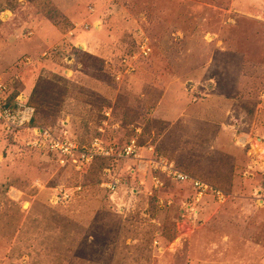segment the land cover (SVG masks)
<instances>
[{"label": "rangeland", "instance_id": "374dc122", "mask_svg": "<svg viewBox=\"0 0 264 264\" xmlns=\"http://www.w3.org/2000/svg\"><path fill=\"white\" fill-rule=\"evenodd\" d=\"M0 77L47 100L0 121V264H264V0H0Z\"/></svg>", "mask_w": 264, "mask_h": 264}, {"label": "built area", "instance_id": "2783aa9c", "mask_svg": "<svg viewBox=\"0 0 264 264\" xmlns=\"http://www.w3.org/2000/svg\"><path fill=\"white\" fill-rule=\"evenodd\" d=\"M16 81L17 80L15 79L7 81L6 79L0 77V121L10 130H14L17 127L29 123L35 112L34 107L28 103V97H24L19 88L17 95L13 99L11 98L13 90L16 89V86H14ZM34 129L39 137L33 144H37L39 141V144L43 143L51 152L72 156L73 152L77 151L80 157L85 158L86 160L93 158L96 153L94 150L96 145H91L92 148L80 149V147H78V145L74 142L69 139L56 136L47 127L35 126ZM133 150L132 144L123 149L126 154H130ZM160 161L162 167L164 168H162L163 172L166 171L168 174L173 173L177 179L183 181L191 180L198 191L202 194L206 193L209 188L213 189V186L208 182L202 181L199 178L193 177L190 174L175 168L171 162L169 163L163 159ZM216 192L220 200H222L223 197L225 199V191L216 188ZM256 192L257 197L264 201V186L260 187Z\"/></svg>", "mask_w": 264, "mask_h": 264}, {"label": "crops", "instance_id": "0c3cea01", "mask_svg": "<svg viewBox=\"0 0 264 264\" xmlns=\"http://www.w3.org/2000/svg\"><path fill=\"white\" fill-rule=\"evenodd\" d=\"M208 109L210 110V108H207L206 111ZM202 112H204V110H202ZM229 126H230V124H229ZM225 127H227V126L226 125L223 126V129L219 127V130H218V133H217L216 137H220L219 133H225V131H224ZM220 129H222V130H220ZM241 134H247V133L242 132ZM248 142L249 141H247L245 139V142L243 143V147L242 148H238L235 145L233 146V143H232V146L229 144L228 145L229 148L227 147L228 149H230V146H231V148L234 149V150H232V149L230 150L231 151L230 154H232L234 156L235 162L237 163V166L244 170L243 173H245V175H247L246 172L252 173V171H250V170L253 169L254 163H259V161L256 159L255 155L254 154L251 155L250 150H249L250 148L245 147ZM220 143H221V141H220ZM240 150H241V152H240ZM243 152H244V154H243ZM259 165H261V164L259 163ZM254 175H255V173H254ZM251 245H252V248H253V244H251ZM260 248H262V245H260ZM249 264H257V263H256V260H253Z\"/></svg>", "mask_w": 264, "mask_h": 264}, {"label": "trees", "instance_id": "16d2710c", "mask_svg": "<svg viewBox=\"0 0 264 264\" xmlns=\"http://www.w3.org/2000/svg\"><path fill=\"white\" fill-rule=\"evenodd\" d=\"M44 77H42V78H40V80L41 79H43ZM40 80L38 81H36V83H35V85H34V87H33V89L31 90V93H30V95L28 96V103L30 104V105H32L33 107H34V109H35V112H34V115H33V117H32V120L30 121V122H32V124L31 125H34V124H36V120H37V114H38V111H41V106H44L45 105V102L47 101V100H42V98L40 97V93H41V89H40ZM49 85V84H48ZM51 85V84H50ZM42 87V86H41ZM50 88H51V86H50ZM50 88H48V87H46V94L48 95V93H49V89ZM17 93H18V88L17 89H15V90H13V92H12V94H11V98L13 99L16 95H17ZM42 100V101H41ZM36 115V116H35ZM37 126H40V125H37ZM42 126V125H41ZM30 127H34V126H30ZM48 128V127H47ZM7 132V134H11V133H13L14 132V130H7L6 131ZM48 153H51V154H53V155H55L56 153H54V152H51V151H48Z\"/></svg>", "mask_w": 264, "mask_h": 264}, {"label": "bare ground", "instance_id": "6f19581e", "mask_svg": "<svg viewBox=\"0 0 264 264\" xmlns=\"http://www.w3.org/2000/svg\"><path fill=\"white\" fill-rule=\"evenodd\" d=\"M259 141H261V139H259Z\"/></svg>", "mask_w": 264, "mask_h": 264}]
</instances>
